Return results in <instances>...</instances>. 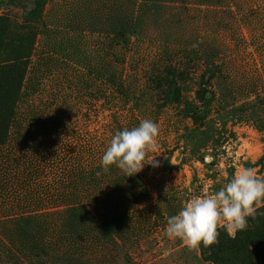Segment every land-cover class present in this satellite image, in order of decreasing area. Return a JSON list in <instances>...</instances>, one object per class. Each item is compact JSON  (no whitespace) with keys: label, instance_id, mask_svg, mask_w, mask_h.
Wrapping results in <instances>:
<instances>
[{"label":"rangeland","instance_id":"1","mask_svg":"<svg viewBox=\"0 0 264 264\" xmlns=\"http://www.w3.org/2000/svg\"><path fill=\"white\" fill-rule=\"evenodd\" d=\"M71 3L40 0L41 17H30L38 33L19 122L36 120L35 113L37 124L50 125L56 95L71 109V125L51 157L48 135L18 134L19 141L0 149V264H257L254 248L226 249L230 237L223 229L219 243L196 250L165 230L187 200L220 189L237 169L264 177V0H139V29L131 36L139 84L142 66L163 43L184 74L171 87L179 105L145 96L126 105L138 121L159 127L157 148L146 156H155L158 166L145 164L132 176L88 163L109 145L108 124L133 128L137 122L110 117L116 108H101L97 84L83 83L86 60L96 59L102 35L86 33L81 12L68 21L58 17ZM32 6L31 0H0V39L14 33L3 20L20 24ZM51 50L70 61L58 64ZM130 82L134 87L133 77ZM106 92L112 105L117 95ZM189 105L200 119L186 116ZM53 155L58 159L51 163Z\"/></svg>","mask_w":264,"mask_h":264},{"label":"trees","instance_id":"2","mask_svg":"<svg viewBox=\"0 0 264 264\" xmlns=\"http://www.w3.org/2000/svg\"><path fill=\"white\" fill-rule=\"evenodd\" d=\"M6 1L13 4L17 3L18 0ZM31 1L33 6L24 12L22 23L11 25L8 19L3 20L6 27H13L14 33L6 36L4 40L0 39V55H3L0 57V149L19 141L18 134L24 133L32 139L40 134L48 135V137L50 136L51 157V154L57 151L55 149L59 148L57 141L65 138L69 133L71 124L68 122V118L71 115V109L68 108L66 99L59 98L56 95L52 99L54 100V106L50 109V125L46 120H41L42 122L37 124L38 114L35 113L36 117L33 118H36V120L30 119L24 123L19 122L20 104L26 96L24 84L38 33L37 24L31 18L36 17L38 19L41 17L39 12L40 0ZM71 1V6L62 10L58 17L68 21L71 16L77 18L78 13L81 12V16L87 24V27L84 28V30L87 29V32L83 31L88 35L91 33L102 35V40L97 44L96 59H93V61L86 60L84 66L86 75L83 83L88 84V88L93 87L95 83L97 84L96 98L99 96L102 99L101 108L105 109L107 105L116 108L110 114V117L116 118V116H119L123 120L127 119L128 122L131 119L137 122L136 125L138 126L140 121H138L139 119L133 111V106L126 107V105L130 100L139 96L151 98L156 102L163 101L164 105L167 106L179 105V93L176 92V88L171 90V87L176 86V80L180 79L184 73L180 62L173 60V50L169 48V45L166 44V49L164 47L165 43L159 45L154 60L148 65L142 66L146 75L145 82L142 85L139 84L137 72L131 70V36L137 34L139 29V0ZM176 1L185 2V0ZM79 3H81L80 6ZM68 30L74 32L76 28L74 30L69 28ZM163 51L168 54L166 55L167 60H161L163 59ZM54 53L57 55L58 64L70 61L59 51L51 50L50 54ZM138 68L137 65V70ZM132 77L134 78V87L130 82ZM107 89L117 95L112 105L109 101H106L108 98ZM59 99L60 102L58 103ZM125 109L127 110L126 114H122ZM186 116L194 121L200 119L196 107H192V105H189L186 109ZM112 124L110 123L108 126L113 127L112 132L114 134L125 128L131 129V126L127 125L128 123L122 122L119 124L114 121ZM39 127L40 130H38ZM55 155L59 156V153ZM52 157L51 163L57 161V156L53 155ZM101 158L102 155L92 157L88 163L95 164V168L101 169ZM57 166L58 169L61 168L59 164ZM114 167L117 168L113 165L110 166V169ZM258 210L264 212V207ZM236 246L245 250L249 247L254 248L258 253L256 257L257 264H264V216H258L255 220L249 217L248 228L238 232L234 239L229 238L225 245L226 249L229 250ZM246 258L247 255H244V259ZM220 264H227V262L222 260Z\"/></svg>","mask_w":264,"mask_h":264},{"label":"clouds","instance_id":"3","mask_svg":"<svg viewBox=\"0 0 264 264\" xmlns=\"http://www.w3.org/2000/svg\"><path fill=\"white\" fill-rule=\"evenodd\" d=\"M158 134V125L149 119L141 120L131 129L117 131L102 155V171L106 173L115 165L125 176H132L145 164L158 166L155 156L146 159L148 151L157 148ZM261 207H264V177L257 176L252 168H239L220 189L187 200L177 214L167 219L165 234L181 239L189 250L198 249L201 243L211 247L219 243V229L234 239L238 232L248 228L249 217L255 220L264 216L258 210Z\"/></svg>","mask_w":264,"mask_h":264}]
</instances>
